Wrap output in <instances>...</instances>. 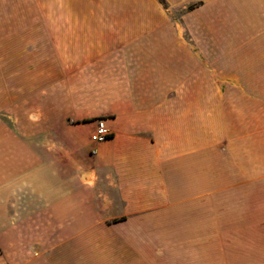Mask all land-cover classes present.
Instances as JSON below:
<instances>
[{
	"label": "crops",
	"instance_id": "0c3cea01",
	"mask_svg": "<svg viewBox=\"0 0 264 264\" xmlns=\"http://www.w3.org/2000/svg\"><path fill=\"white\" fill-rule=\"evenodd\" d=\"M92 1L0 0V264H264V7ZM31 79L95 82L68 140Z\"/></svg>",
	"mask_w": 264,
	"mask_h": 264
},
{
	"label": "rangeland",
	"instance_id": "374dc122",
	"mask_svg": "<svg viewBox=\"0 0 264 264\" xmlns=\"http://www.w3.org/2000/svg\"><path fill=\"white\" fill-rule=\"evenodd\" d=\"M161 2L162 1H160L161 7L166 12L168 11L169 14H171V17L175 22L180 11H174L175 13H173L170 11L169 6L165 2ZM91 3L95 5L96 1L93 0ZM255 5L258 8H262L264 7V2L262 0H255ZM32 6L33 4L31 0V7ZM243 7H247L246 4H243ZM1 68L4 70L5 66H0V69ZM34 68V66H30L31 70H34ZM94 83L84 81H51L38 79H31L25 82L15 81L14 120H21L19 119L21 116V97L18 96L19 93L16 90H20L24 86L29 89L30 108L28 112V121L30 124L29 129L31 135L36 131L38 116H42V121L45 122L47 126L48 124L53 125L54 123L56 126L60 125L62 128V137L63 139L64 137L67 139L71 135L69 130L73 125L89 120L86 117L89 116L87 115L89 113H85L86 107L88 106L83 99L86 97L87 84L92 86ZM93 93L101 94V90L93 91ZM99 101L100 97H98L97 103ZM95 102L92 101L90 103V107L94 106ZM63 148L65 149L64 153L69 152V146L67 144L63 145Z\"/></svg>",
	"mask_w": 264,
	"mask_h": 264
},
{
	"label": "built area",
	"instance_id": "2783aa9c",
	"mask_svg": "<svg viewBox=\"0 0 264 264\" xmlns=\"http://www.w3.org/2000/svg\"><path fill=\"white\" fill-rule=\"evenodd\" d=\"M111 136L109 129L106 126L104 119H98L94 130L90 134V139L93 143L100 144L107 141Z\"/></svg>",
	"mask_w": 264,
	"mask_h": 264
},
{
	"label": "trees",
	"instance_id": "16d2710c",
	"mask_svg": "<svg viewBox=\"0 0 264 264\" xmlns=\"http://www.w3.org/2000/svg\"><path fill=\"white\" fill-rule=\"evenodd\" d=\"M190 9H192V7Z\"/></svg>",
	"mask_w": 264,
	"mask_h": 264
}]
</instances>
